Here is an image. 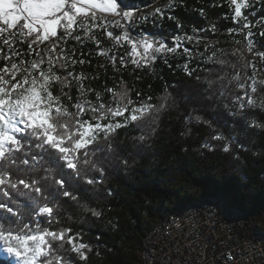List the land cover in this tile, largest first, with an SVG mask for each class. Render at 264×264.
Wrapping results in <instances>:
<instances>
[{
  "label": "snow or ice",
  "instance_id": "obj_1",
  "mask_svg": "<svg viewBox=\"0 0 264 264\" xmlns=\"http://www.w3.org/2000/svg\"><path fill=\"white\" fill-rule=\"evenodd\" d=\"M188 9L199 20L178 15ZM164 68H179L198 90L166 84L159 95L145 92L140 73L161 78ZM181 104L189 109L182 135L191 125L211 129L201 155L219 148L235 169L252 151L264 132V0H0L5 259L89 264L102 256L80 224L103 218L97 201L114 195L106 177L134 169L164 115ZM220 107L230 121L213 111ZM251 130L257 135L249 139ZM241 195L224 188L218 198Z\"/></svg>",
  "mask_w": 264,
  "mask_h": 264
},
{
  "label": "trees",
  "instance_id": "obj_2",
  "mask_svg": "<svg viewBox=\"0 0 264 264\" xmlns=\"http://www.w3.org/2000/svg\"><path fill=\"white\" fill-rule=\"evenodd\" d=\"M150 2L143 0V4ZM188 3L194 5L195 0H188ZM224 11L226 8L216 9L215 15ZM178 15L185 22L199 20L191 9L178 10ZM126 78L129 77L126 75ZM148 84H151L150 89ZM166 84L185 93L198 90L196 82L185 77L179 68L175 73L164 68L161 78L149 75L140 82L145 92L157 95ZM188 110L181 104L166 113L157 136L147 143L145 153L136 157V167L116 170L106 177L103 187L113 189L114 195L97 201L105 213L103 218L95 223L80 224L90 229L84 232L85 240L98 243V250L103 253L100 257L91 255L89 264H140L138 253L143 237L158 220L171 214L178 206L215 196L224 188L242 193L238 201L231 203L243 210L264 209V152L252 154L264 147V132L259 133L254 144H249L252 151L243 152L234 169L233 163L224 158L227 154L220 152L219 148L216 152L200 154L204 150H200L199 145L211 135L208 127L191 125V133L182 135L186 132L183 120ZM213 111L221 114L222 121L232 119L224 114L222 107ZM209 118L213 117L205 116V119ZM256 135L254 130L248 134L249 139ZM213 143L221 145L222 142ZM5 255L0 252V264H14L13 258L5 259Z\"/></svg>",
  "mask_w": 264,
  "mask_h": 264
},
{
  "label": "built area",
  "instance_id": "obj_3",
  "mask_svg": "<svg viewBox=\"0 0 264 264\" xmlns=\"http://www.w3.org/2000/svg\"><path fill=\"white\" fill-rule=\"evenodd\" d=\"M153 246H160V255H152ZM145 251L147 264H264V238L253 234L251 219L221 205H205L166 228L163 237L148 240Z\"/></svg>",
  "mask_w": 264,
  "mask_h": 264
},
{
  "label": "bare ground",
  "instance_id": "obj_4",
  "mask_svg": "<svg viewBox=\"0 0 264 264\" xmlns=\"http://www.w3.org/2000/svg\"><path fill=\"white\" fill-rule=\"evenodd\" d=\"M205 205H221V209L229 211L233 216H240L243 219H251V225L253 227V234H257L264 238V209L258 208L254 211H246L237 205L224 203L218 198V194L211 197H205L199 199L193 203L178 206L171 214L165 218L158 220L154 226L144 235L140 251V264H147V253L145 251V245L148 244L149 239H159L163 237L166 228H172L177 223L186 220V217H190L194 212L203 210ZM262 214L261 219L252 218L257 214ZM152 255H160V246L152 247Z\"/></svg>",
  "mask_w": 264,
  "mask_h": 264
},
{
  "label": "rangeland",
  "instance_id": "obj_5",
  "mask_svg": "<svg viewBox=\"0 0 264 264\" xmlns=\"http://www.w3.org/2000/svg\"><path fill=\"white\" fill-rule=\"evenodd\" d=\"M153 30V31H151ZM146 31H147V26H146ZM149 32L153 33V34H159L161 33L160 28H154L149 26ZM178 62V61H177ZM159 63V62H158ZM159 68L157 69V72H159ZM127 75V74H126ZM140 75H142V77H149L150 74H144V73H140ZM138 257H140V253H138ZM11 258V257H10Z\"/></svg>",
  "mask_w": 264,
  "mask_h": 264
}]
</instances>
